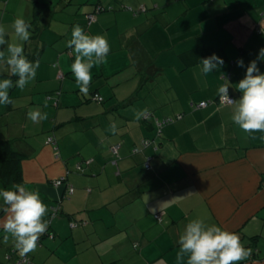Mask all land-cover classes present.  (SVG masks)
<instances>
[{
  "label": "crops",
  "instance_id": "crops-1",
  "mask_svg": "<svg viewBox=\"0 0 264 264\" xmlns=\"http://www.w3.org/2000/svg\"><path fill=\"white\" fill-rule=\"evenodd\" d=\"M98 3L105 9L90 21ZM262 12L264 0H0L8 42L21 44L27 59L38 56L30 60L39 64L35 78L11 88L12 103L0 106V139L23 154L22 186L39 191L46 215L57 209L55 238L31 252L35 261L177 264L185 225L201 219L239 234L251 252L240 264H264V134L242 132L231 120L236 104H222L216 92L229 84L234 101L242 95L236 84L264 47ZM17 17L30 25L27 42L15 35ZM75 25L111 47L91 69L86 94L70 67ZM0 51L7 56L6 45ZM213 53L225 63L205 83L194 69ZM258 66L264 73V61ZM0 73L15 84L6 64ZM29 110L47 119L33 122ZM141 111L154 117L137 120ZM167 117L177 118L157 126ZM118 142L115 162L110 147ZM0 189L15 187L0 181ZM75 220L83 223L72 228ZM7 235L0 229V262L15 245Z\"/></svg>",
  "mask_w": 264,
  "mask_h": 264
},
{
  "label": "clouds",
  "instance_id": "clouds-1",
  "mask_svg": "<svg viewBox=\"0 0 264 264\" xmlns=\"http://www.w3.org/2000/svg\"><path fill=\"white\" fill-rule=\"evenodd\" d=\"M15 35L19 41L27 42L30 39V25L22 17L13 21ZM6 45L7 56L0 51V65H7L10 76L17 77L15 84L12 79L3 78L0 73V106L12 103L9 90L13 87L24 89L35 78L38 62L28 60L21 44L9 43L5 29L0 26V46ZM67 47L73 49L75 59L70 65L72 74L79 89L87 93L92 80L91 69L103 63L110 53L111 47L103 35H90L79 26L72 29L71 39ZM4 49V48H3ZM258 60L264 61V47L259 50L258 58L252 60L246 67V74L236 89L242 93L238 100L229 97V84L217 87V96L221 103H235L236 107L231 115L232 122L239 129L248 134H264V73L260 71ZM225 61L219 55H212L200 59L195 66L194 74L197 79L206 78L210 73L219 71ZM238 67H245L243 59L237 61ZM28 118L37 122L47 119V114L39 110H29ZM143 117V112L136 113V119ZM109 130L116 134L117 126L113 123ZM48 209L38 190H28L17 185L14 190L0 189V213L7 215L0 222V229L15 241V247L20 256H26L37 248L39 237L47 230V221L43 219ZM178 243L180 250L177 253V264H240L245 261L251 252L241 243L239 234L223 228L218 224H206L201 219L188 222Z\"/></svg>",
  "mask_w": 264,
  "mask_h": 264
},
{
  "label": "trees",
  "instance_id": "trees-1",
  "mask_svg": "<svg viewBox=\"0 0 264 264\" xmlns=\"http://www.w3.org/2000/svg\"><path fill=\"white\" fill-rule=\"evenodd\" d=\"M97 7L100 8V10L105 9V6L102 4L98 3L95 5V12H89L87 13V18L89 14L96 13ZM145 8V7H144ZM146 10V9H145ZM144 10V11H145ZM41 11V6L37 7L35 13L38 15V13ZM134 11V9L132 10ZM32 36H37V31H33ZM37 55V54H35ZM30 56L28 60H35L36 58L38 59V56ZM93 99L94 95H93ZM97 101V100H96ZM99 102V101H98ZM103 102V101H100ZM171 118V117H167ZM174 120L177 118L172 117ZM113 145V144H112ZM23 154L22 152L18 151L14 146L13 142L11 139H0V181L4 185H11L13 187H16L18 184L23 185L24 183V178L21 170V161H22ZM54 209H51V212L48 215H45L43 217L44 220L47 221L48 227L47 230L44 234L40 236V241H37V246H42L44 243L45 239H54L55 235L52 232L53 231V226H52V219H53V214H54ZM73 220V219H72ZM74 223H77L76 226H79L80 223L75 220ZM69 225L72 228H75L76 226H73L71 221ZM50 233L53 234V237L50 236ZM13 249H16L15 245L9 249L8 254L6 255V258L0 262V264L6 262L8 260V256H12V258L16 259L18 257H22L18 254V251H14ZM27 256H30L31 261L35 264H39L35 259L33 258L31 252L27 254ZM11 260V259H9Z\"/></svg>",
  "mask_w": 264,
  "mask_h": 264
},
{
  "label": "built area",
  "instance_id": "built-area-1",
  "mask_svg": "<svg viewBox=\"0 0 264 264\" xmlns=\"http://www.w3.org/2000/svg\"><path fill=\"white\" fill-rule=\"evenodd\" d=\"M129 9H131V10H133L132 9V7H128ZM141 10L142 11H144L145 10V8L144 7H142L141 8ZM98 11H100V8L99 7H97V10H96V12H98ZM134 12L135 13H137L138 12V10H134ZM262 16H264V12H262ZM94 17H95V15H94V13H92V14H89L88 15V19L90 20V21H92L93 19H94ZM259 32H264V28H259ZM229 97L234 101V97L233 96H231V95H229ZM94 98H95V100H97V101H104V98H103V96H101L99 93H95L94 94ZM219 102H221L220 101V99H219ZM207 104V102L206 101H203V102H200V104H198L197 106H204V105H206ZM222 104H229V103H227V102H225V103H222ZM177 117H181V115H179V116H177ZM174 121V119L171 117V118H164L163 120H157V126H159V127H161V126H163L164 124H167V123H170V122H173ZM48 141H49V143H52L53 145H56V138L53 136V135H50L49 137H48ZM144 145L145 146H147V145H150V144H152V142H151V140H149V139H144ZM120 147H121V143H115V144H113V145H111V147H110V151H111V153H112V155H113V157L115 158L114 160H115V162H116V158L119 156V149H120ZM156 147V146H155ZM157 148V147H156ZM137 151H139V148H135L134 150H133V152H137ZM90 161H88V163H89ZM146 166H149V164H148V162L146 163ZM78 167H81L80 165L78 166ZM64 182V179L63 178H60V179H57L56 181H55V184L56 185H61L62 183ZM69 191L72 193L73 192V188L71 187L70 189H69ZM52 209H54L55 211H54V214H53V216L57 213V209L55 208V207H53ZM157 217H160L159 215H156ZM72 225L73 226H76V223H72ZM50 236L51 237H53V234L52 233H50ZM38 241H40V237H39V239H38ZM14 251H17V249H13V252ZM8 258V260L6 261V262H4V263H2V264H35V263H33L32 261H31V258H30V256H23V257H18V258H16V259H14V258H12V256H8L7 257ZM9 259H11V260H9Z\"/></svg>",
  "mask_w": 264,
  "mask_h": 264
},
{
  "label": "water",
  "instance_id": "water-1",
  "mask_svg": "<svg viewBox=\"0 0 264 264\" xmlns=\"http://www.w3.org/2000/svg\"><path fill=\"white\" fill-rule=\"evenodd\" d=\"M153 118L154 117V115H153V113L152 112H145L144 114H143V119L144 120H150V118ZM152 122H153V124L155 123V118L152 120ZM158 134V132H156V134L155 135H157ZM144 139H147V138H144ZM83 223V221L81 220V222H80V224H82Z\"/></svg>",
  "mask_w": 264,
  "mask_h": 264
},
{
  "label": "rangeland",
  "instance_id": "rangeland-1",
  "mask_svg": "<svg viewBox=\"0 0 264 264\" xmlns=\"http://www.w3.org/2000/svg\"><path fill=\"white\" fill-rule=\"evenodd\" d=\"M6 257V256H5Z\"/></svg>",
  "mask_w": 264,
  "mask_h": 264
}]
</instances>
